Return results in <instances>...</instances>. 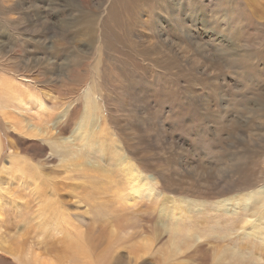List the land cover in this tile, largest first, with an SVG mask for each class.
Masks as SVG:
<instances>
[{
    "label": "rangeland",
    "instance_id": "obj_1",
    "mask_svg": "<svg viewBox=\"0 0 264 264\" xmlns=\"http://www.w3.org/2000/svg\"><path fill=\"white\" fill-rule=\"evenodd\" d=\"M0 79V264H264V0H0Z\"/></svg>",
    "mask_w": 264,
    "mask_h": 264
},
{
    "label": "bare ground",
    "instance_id": "obj_2",
    "mask_svg": "<svg viewBox=\"0 0 264 264\" xmlns=\"http://www.w3.org/2000/svg\"><path fill=\"white\" fill-rule=\"evenodd\" d=\"M1 80V79H0ZM5 81V80H4ZM0 84H2L0 82ZM9 86V84L7 85ZM6 88V85L4 86ZM10 88V87H9ZM9 88H7L8 90H0V113L3 115V117H9L10 115H13V112L16 111L17 109H20L21 111L23 110H26L24 109L28 104L26 102L23 101V98H20L19 96H21L22 94L21 93H17L15 90H9ZM30 91V90H29ZM24 92H25V89H24ZM28 92V91H27ZM26 94V93H25ZM40 96V95H39ZM38 96V97H39ZM30 98H33L32 96H30ZM25 99V98H24ZM35 99V98H34ZM31 101V100H30ZM32 102V101H31ZM42 102V101H41ZM40 101L37 102L38 104V107L39 109H42V103ZM16 103V104H15ZM30 105V103H29ZM28 107V106H27ZM7 119V118H6ZM19 121V120H18ZM21 122V121H20ZM20 125V124H19ZM21 126V125H20ZM22 128V127H21ZM24 128V127H23ZM36 129V127H35ZM40 130V129H39ZM39 130H37L36 132L39 133ZM42 131V130H41ZM10 155L8 154V152L4 151V149L2 148L1 149V145H0V171L1 170H6L8 171L7 173L10 174V176L13 177L14 174H22L23 171H25L23 169V161L22 159H19L18 157H11L9 160H8V157ZM13 156V155H12ZM3 157H5L9 162V166L10 167H7V164L3 163L4 162V159ZM127 166V164H126ZM6 168V169H5ZM27 172V171H26ZM133 172V171H132ZM1 173V172H0ZM26 174V173H24ZM6 176V175H5ZM30 178L31 176L28 175ZM11 177V178H12ZM137 178V177H136ZM24 179V178H23ZM27 179H29L27 177ZM2 181V180H1ZM32 182V181H31ZM34 183V182H33ZM36 186L38 184H35ZM39 189V188H38ZM36 188V190H38ZM39 196V195H37ZM255 196H258V197H263L262 198V202H260L261 206L259 208H263L264 207V188H261V189H258L257 191H251L247 194V197H246V200L248 202H251V200L255 197ZM42 197V196H41ZM256 198V197H255ZM254 198V199H255ZM38 199V198H37ZM43 201V200H42ZM126 203H129L128 201H132V198L131 196H128L126 197L125 199ZM45 204V203H43ZM77 232V231H76ZM76 232H73V236L75 238V240L73 239L72 241H82L81 238L79 239L80 237V233H76ZM257 235H258V231H256ZM84 235V234H83ZM69 236V235H68ZM70 240V239H69ZM86 241V240H85ZM71 242V241H70ZM78 244V243H76ZM99 256V255H98ZM98 259V258H97ZM43 263V262H42ZM40 263V264H42ZM29 264H31L29 262ZM45 264V263H44Z\"/></svg>",
    "mask_w": 264,
    "mask_h": 264
},
{
    "label": "crops",
    "instance_id": "obj_3",
    "mask_svg": "<svg viewBox=\"0 0 264 264\" xmlns=\"http://www.w3.org/2000/svg\"><path fill=\"white\" fill-rule=\"evenodd\" d=\"M80 241H74V245H76V243H79Z\"/></svg>",
    "mask_w": 264,
    "mask_h": 264
}]
</instances>
